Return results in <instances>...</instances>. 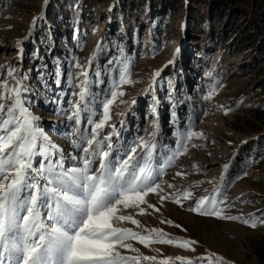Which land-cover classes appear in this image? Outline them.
<instances>
[{"label": "rangeland", "instance_id": "rangeland-1", "mask_svg": "<svg viewBox=\"0 0 264 264\" xmlns=\"http://www.w3.org/2000/svg\"><path fill=\"white\" fill-rule=\"evenodd\" d=\"M125 58L135 83L123 85L126 95L112 106L109 123L120 133L113 148H121L118 158H123L122 146L139 137L155 139L163 191L146 198L159 212L123 211L142 227L130 221L119 226L162 229L168 238L196 244L193 251L130 240L139 252L121 249L122 254L157 257L140 264H161L167 257L173 258L169 264H182L176 257L193 264H264V0H0V81L15 86L11 69L17 79L27 76L29 107L66 155L75 152L68 137L77 126L67 114L69 101H77L82 91L80 73L88 72V94L99 99L118 78ZM154 122L159 132L152 138ZM189 130L203 135L187 141V151L181 148L168 166L179 133ZM170 193L181 204L161 201ZM202 197L216 200L225 217L241 219L191 211Z\"/></svg>", "mask_w": 264, "mask_h": 264}, {"label": "snow or ice", "instance_id": "snow-or-ice-1", "mask_svg": "<svg viewBox=\"0 0 264 264\" xmlns=\"http://www.w3.org/2000/svg\"><path fill=\"white\" fill-rule=\"evenodd\" d=\"M36 19H33V27ZM19 52H23L22 47ZM95 58L96 53H93L91 59ZM121 64L118 78L99 99L88 94V72L80 73L82 91L77 101H69L71 111L67 114L68 121L77 126L68 137L75 152L67 155L39 126L40 117L31 111L26 94L32 89L24 83L27 76L17 79V70L11 69L8 75L15 81V86L0 81L3 85L0 90V264H140L141 260L156 261V256L122 254L121 249L139 252L128 243L130 240L145 247L161 243L195 250L192 246L196 241L168 238L162 229L140 232L119 226L130 221L138 228L142 227L139 220L123 211L135 208L144 215L152 208L159 212L160 209L149 204L146 198L150 193L159 195L163 191L158 182L162 168L158 171L155 166V139L139 137L130 146H122L123 158H118L121 148H113L112 139L120 133L115 124L109 123L112 106L126 95L123 85L135 83L127 58ZM75 66L81 67L78 62ZM159 74L157 71L156 75ZM59 82L57 79L56 83ZM68 84L72 85L71 78ZM120 103L126 101L120 99ZM135 103L133 100L132 104ZM60 111L68 112L66 109ZM82 122L91 126L90 129H81ZM106 128L111 131L105 132ZM158 132L159 124L154 122L149 136L155 138ZM202 135L191 130L179 133L180 143L167 155V165L182 154L181 148L187 151V141ZM66 160L73 163L66 166ZM228 167L224 165L225 171ZM177 175L184 174L178 172ZM182 195L190 198L192 193L185 191ZM160 199L162 202L174 199L181 204L172 193L161 195ZM206 204L211 206L206 208ZM190 210L221 219H241L225 217L223 211L217 209V201L209 200V197L200 198ZM244 223L249 221L244 220ZM250 226L255 228L257 224L252 222ZM172 259L167 257L161 264H169ZM218 259L223 260L222 257ZM176 260L193 264L184 257H176Z\"/></svg>", "mask_w": 264, "mask_h": 264}]
</instances>
